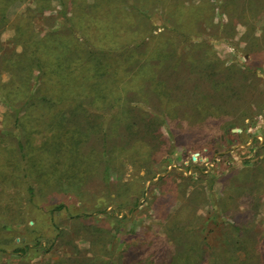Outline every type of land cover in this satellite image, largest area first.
Masks as SVG:
<instances>
[{"label": "rangeland", "instance_id": "obj_1", "mask_svg": "<svg viewBox=\"0 0 264 264\" xmlns=\"http://www.w3.org/2000/svg\"><path fill=\"white\" fill-rule=\"evenodd\" d=\"M0 264H264V0H0Z\"/></svg>", "mask_w": 264, "mask_h": 264}, {"label": "trees", "instance_id": "obj_2", "mask_svg": "<svg viewBox=\"0 0 264 264\" xmlns=\"http://www.w3.org/2000/svg\"><path fill=\"white\" fill-rule=\"evenodd\" d=\"M107 140V139H106ZM115 148V146H113ZM123 147V146H122ZM125 148V147H123ZM118 152H115V149H110V153H109V156L107 157V160H109L110 157H113L115 156V154H117Z\"/></svg>", "mask_w": 264, "mask_h": 264}, {"label": "bare ground", "instance_id": "obj_3", "mask_svg": "<svg viewBox=\"0 0 264 264\" xmlns=\"http://www.w3.org/2000/svg\"><path fill=\"white\" fill-rule=\"evenodd\" d=\"M199 154V153H198Z\"/></svg>", "mask_w": 264, "mask_h": 264}]
</instances>
